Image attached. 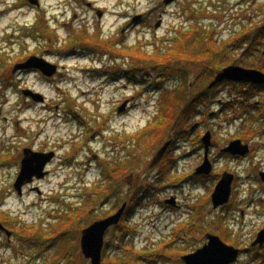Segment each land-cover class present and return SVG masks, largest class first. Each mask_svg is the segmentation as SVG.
<instances>
[{
  "label": "rangeland",
  "instance_id": "rangeland-1",
  "mask_svg": "<svg viewBox=\"0 0 264 264\" xmlns=\"http://www.w3.org/2000/svg\"><path fill=\"white\" fill-rule=\"evenodd\" d=\"M38 1L32 3L30 0H0V66L2 63H8L9 59L23 56L30 48L33 51L39 49L40 55L49 48L56 47L59 50L62 47L60 43L67 47L65 55H69L71 32L90 36V40L93 41L94 37H97L99 39L97 43L101 44V47H93L95 44L93 41L89 45L103 50L105 54H100L96 59L100 65L91 57L84 59L70 54L59 62L63 67L60 70L62 74L55 75L52 79L39 78L34 73L20 76L22 86L35 90L34 96L28 95L27 98L5 80L9 75L17 80L15 76L19 74L21 68L9 69L4 77H0V152L4 144L1 137L3 134L8 137L7 140H12L14 133L29 141L30 137L33 138L40 131L44 132L38 137L40 138L38 144L45 143L47 148L57 149L59 142L65 137L74 136L75 131L79 130V125L74 121L75 115L68 114L69 103L71 105L74 103L77 111L88 116L86 118L90 122L92 135L91 144L78 155L79 158L72 165V169L51 168L53 170L49 177L43 181H36V184L31 183L25 191L22 189V195L17 190L6 196L0 195L2 201H6L0 208V215L7 212L11 213L13 218L18 217L19 221L14 223L15 228L28 236L23 244L29 241L30 232L24 231L28 224L36 223L38 226L42 223L38 227H43L48 240L39 245L23 246L18 256L0 254L4 258V261L0 259V264H90V259L86 258L79 248L83 229L99 219L108 217L113 210L119 211L123 202L129 203L131 207L129 219L124 223L129 227V236L122 237L124 231L118 226L110 229L105 236L102 254L107 264H116L112 263V258L120 259L119 264H145L144 260L133 258L154 251L159 247L158 243L161 244L169 237V231L175 222L181 220L188 222L189 216L192 222L193 216L197 213V224L200 225L202 222V225L199 231L187 229L191 238L188 243L184 240L183 243L188 250L202 247L204 243L209 242L205 236L207 232L215 233L221 236L222 240L229 244L234 243L240 249L249 248L242 251L234 264H264V244H254L253 241L254 239L256 241L260 229L264 227V182L258 174L260 170L264 171V90L256 96L245 97L241 94L249 87L248 83H235L223 86L215 99L207 98L198 108L201 110L200 114L188 119L186 124L176 127L175 138H172V141H175L172 147L175 149L167 152L160 160L163 161L162 164L166 160L163 172L159 165L152 167L151 161L167 141L172 143L170 138L164 137L160 143L161 140L156 138L157 134L156 136L147 134L146 138L149 137L150 142L135 135L138 131L154 125L153 119L158 118L162 94L158 87L162 80L157 79V75L151 77L154 71L149 72V76L146 77L149 79H144L142 77L144 72L137 71L156 63L144 64L140 59L136 61L132 57L138 53L135 52L136 47L142 48L149 55L155 54L156 48H173L177 42L172 38L177 36L181 26L189 27L196 22L205 28L208 35L213 34L221 45L223 40L231 39L252 22L264 20V0ZM40 19L43 31L49 29L53 31L50 33L51 36L42 34L40 27H34ZM122 27L124 32L121 30ZM115 34H123L124 44L121 42L118 46L111 43L106 47L103 44L105 39H110ZM155 38H164L165 41L163 43L160 40L161 42L155 46L153 45ZM76 45L78 47L84 45L86 51L91 49L87 43ZM242 52L243 49L234 48L230 55L232 59H237L234 64L243 67L256 65L255 68L264 72V69L260 68L264 66V55L259 54L246 59L247 56ZM172 57L175 59L174 63L172 62L174 75L164 79V88L181 89L182 96L185 95V99L193 101L194 96L201 92L197 91L209 84L210 78L205 69L200 71L197 68L198 59H191L185 55L181 57L178 52ZM34 59L30 58L29 62ZM50 59L56 62V58ZM240 60L245 62L242 63ZM56 64L51 62L48 64V68L52 70L51 76L58 72ZM132 65L137 68L135 73L141 76L139 82L145 81L143 84H137L135 80L129 83L107 80L108 76L105 73L107 68L116 66L117 72L122 73L124 69L121 67L130 69ZM92 69H97L98 74ZM42 99L47 101L45 106L41 105ZM125 100L126 105L123 103ZM230 101H235L234 109L224 107L226 106L224 104ZM240 101L245 102V109L237 107ZM96 113L99 114L100 122L93 118ZM243 113L247 116L242 115ZM248 129L249 133L243 139L253 147L255 154L247 162L238 167L229 157H218L220 148L228 145L233 138L242 135L241 132ZM186 130L193 132L186 136L180 135ZM209 130L213 131L210 138L212 145L209 149L213 157H218L215 167L217 172L230 167L241 176L240 185L233 198L235 207L231 205L215 208L212 205L210 195L216 184L214 179L199 182L192 180L184 184L179 181L180 176L191 174L199 163H203L206 149L199 136L205 137ZM93 154L99 155L104 163L113 162L110 165V176L104 182L98 178L100 171L96 162H92L93 166L89 167L86 174L84 173L86 170L84 164L94 158ZM65 155H61V161L65 160ZM126 160L127 164H124L123 161ZM116 165L118 169L114 170ZM174 166H177L175 170L172 169ZM159 169L161 177L158 174ZM81 170L83 171L79 172ZM117 170H120L118 176L115 174ZM76 172H79V180L82 178L86 180L85 185L89 183L96 187L92 194L77 200L66 197L57 199L51 205L46 202L45 195L39 193L40 189L43 192L59 190L64 194L65 191L62 190L70 187L78 192L82 191L81 188L87 187L78 184ZM14 174L15 170L0 168V188L6 187ZM174 179L177 180V187L167 189L169 182ZM66 182L70 184L67 185ZM64 183L66 186H63ZM138 189L139 199L136 198ZM171 195L182 202V208L163 212L162 201ZM198 201L199 209L195 207ZM78 206L81 213L76 217V221L74 218V221H68L64 226L68 232L53 236L50 233L51 220L48 218L51 215L54 217V212L68 213L69 210L78 209ZM242 208L246 211L245 216L240 215ZM62 217H55L56 220L52 221L61 226ZM64 218L69 220L66 216ZM183 235L185 232L181 230L177 237ZM15 240H13L15 244H22L19 239ZM158 259H155L153 264H182V260L176 254L162 258L161 261Z\"/></svg>",
  "mask_w": 264,
  "mask_h": 264
},
{
  "label": "flooded vegetation",
  "instance_id": "flooded-vegetation-1",
  "mask_svg": "<svg viewBox=\"0 0 264 264\" xmlns=\"http://www.w3.org/2000/svg\"><path fill=\"white\" fill-rule=\"evenodd\" d=\"M41 21H42V19L38 20V23L35 24L34 27H36V26L38 28L40 27L39 30L42 34L51 36L50 33H52L53 31H50V29L48 31L47 30L43 31V27H42V25H40ZM122 29L123 28H121V30ZM34 30H35V28H34ZM90 39H91L90 36L87 37L86 35H83V34H80L77 32H71L70 38H69V42H70L69 43V50H70L69 55H65L67 47L63 46L64 44H62V43H60V45H62L61 49L57 50L56 47L55 48H49L48 50H44V52H43L44 54H42V55L39 54V51H40L39 49L36 51H33L30 48V50L28 49V52L24 54L25 56L20 55V56H18V58L9 59L8 63H2L0 66V69H1L0 70V77H4L7 74V71L9 69H15L16 70L17 68L18 69L21 68L19 74L17 76H15V77H17V80L13 79L12 78L13 76H11V75L5 77L6 78L5 80H6V82L11 84L10 86L12 88H16L19 92H21V94L25 95L26 98L28 97V95H30V97L32 95L34 96V93H35L34 89L31 90V89L21 85L20 78H22V77H20V76H23V75L29 76L31 73L36 74L39 78L44 77V79H50V78L52 79L53 76H55V75L60 76L62 74V72L60 70H62L63 67L60 65L59 62H60V60H64L65 58L70 56V54H72L74 57H77V58L83 57L85 59L86 57L87 58L91 57L93 59V61L97 62L96 59H98L100 54L104 55L105 53H103V50H101V49L92 48L89 44H91L90 42H92L93 39L92 40H90ZM97 41H99V39L97 37H94L93 43H95V44L92 45L93 47H95V46L101 47V44L98 45ZM121 42L123 44L125 42L123 39V34H121V35L115 34V35H113L112 38L105 39V42H103V44L106 45V47L108 45H110L111 43H114V44L116 43L118 46H120ZM75 43L76 44L87 43L89 45L88 47L91 48L89 50L90 52L86 51L84 49V45H80L78 47ZM38 47H40V45H38ZM32 57H34L35 59L33 61L29 62L30 58H32ZM50 58H56V62H58L59 64H56V62L52 61ZM27 62H29V63H27ZM50 62H51V64L54 63L58 66V72L52 76L50 75V73L52 72L51 69L48 68V72H46L43 69L44 67L40 66L42 64L48 66V64H50ZM98 63L99 62H97L96 64H98ZM98 65H100V64H98ZM114 68L117 72L116 66L115 67L112 66L110 68H107V70L105 72L106 75L108 76V79H107L108 81H110L109 74H111V71ZM125 68L121 67V69H124V71L122 73H117V74L120 77L124 76V78H126V81H127L128 75H127V72L125 71ZM15 70H14V72H15ZM92 70L94 73L97 72V69H92ZM96 74H98V73H96ZM42 100H43L42 101L43 103H41V105L45 106L46 105L45 103L47 101L44 99H42ZM202 104H203V102L199 104L198 108H200V106ZM67 106H69L68 114L69 115H71V114L75 115L76 118L74 119V121H75V123H77L79 125V130H76L78 132L75 131L74 136L65 137L62 142H59L57 144V147H58L57 149H55V148L49 149V148H47V145L45 143L44 144H38V141L40 139L38 137H40L44 131L37 132L36 135L33 136V138L30 137L29 141H26V139H23V136L15 135L14 133L12 134V137H13L12 140H7L8 137L6 138L5 134H3L1 136L2 142L4 144L1 147L2 151L0 152V168L3 170L4 169L9 170V171L15 170V174H14L13 178L10 177L9 182L7 183L8 187L6 186V187L0 188V191H1L0 195L2 194V195L6 196L9 193L12 194L13 192H15V190H17L19 192V194L22 195L23 194L22 189H24V191H25L26 187L28 185H30L31 183L36 184V181H43L47 177H49L52 173V170H53L51 168L55 169V167H59V169H63L66 167H70L72 169V165L79 158L78 155L83 153L85 151V149L91 144L90 143L91 138H92V135L90 132L91 127L89 125L90 122L86 118L88 116L82 115L81 112L77 111L76 110L77 106L74 103L72 105H71V103H69ZM200 112H201V110L199 111V114H200ZM242 115L247 116L246 113H243ZM93 118L96 119V121L100 120V119H98L99 114H97V113L94 115ZM242 119H244V118L242 117ZM155 124H156V122L154 123L153 126H155ZM81 127H82V130H80ZM40 128H43V126H40ZM155 130H156V128H155ZM155 130H154V132H155ZM191 132H193V131L192 130L191 131L186 130L183 132V134H180V135L186 136L188 133L190 134ZM209 132H211V134L213 135V131L209 130ZM248 133H249V129L247 131L245 130V131L241 132L242 135H239L238 137L233 138L228 143V145H226L223 148H220L218 157L219 158H221L222 156H224L225 158L229 157V159L230 160L232 159V161L234 163H236L238 165V167L240 165H242L244 162H247L249 160V158H251V156H253L255 154V151L251 145H250L251 151L248 154H242V153L233 154V152H231V151L227 152L226 149H228V146L231 144V142L236 141L238 139H240L243 142V144H248L243 139V138H246ZM17 137H19V138H17ZM199 138L202 139V143L204 144V149H206V142L203 139L204 136L200 135ZM177 139H178V137H177ZM170 140L172 141V139H170ZM174 143H175V141H172V143H170L171 146L169 145L170 148L167 149L168 153L175 149L174 146L172 147V144H174ZM213 145H214V143H213ZM62 151H63L62 154H66L64 161L60 160L62 158L61 157ZM90 151H92V150L90 149ZM198 151H199V149H198ZM200 151H201V155H202V150H200ZM58 154L59 155L61 154V155L59 156ZM93 155H94V158L91 160H88L89 163L84 164V168H86L84 173L86 174L87 170L89 171V167L93 166L92 162H96L97 167L99 168V171H100V176H98V178L104 182L110 176V165H112L113 162L104 163L101 160V158L99 157V155H96V154H93ZM206 155H207V149H206L205 155L203 156V161H202L203 163H199L198 166L194 169V171L191 174H188V175L183 176V177L180 176L179 181L181 182V184H184V183H187V182L192 181V180L199 182V181H212V179H214L216 184H215L213 191L210 195V200L212 202V205L214 206L213 200H212V194L215 192V188L220 183V181L222 180V178L225 176L226 173H228V174L231 173V174H233L234 180H233V183L231 185L232 192H231L230 201L227 204L221 205L219 208L230 207L231 205H232V207H235V206H233V201H234L233 198H234V195H235V193L238 190V187L240 185L241 176H239L237 171L233 170V168H230V167L227 169H223L221 172L218 173L217 169L215 168L217 166V161H218L217 158L218 157L212 156L211 149H209V152H208V159H210L213 171L210 172L209 174H206V173L200 171L199 169L201 168V166L204 165L207 161ZM57 156L60 157L59 161L57 159L58 158ZM55 159H57L56 163H54ZM166 159H167V157H166ZM229 159H227V160H229ZM123 162H125L124 164H127V160L123 161ZM151 162H152V165H151L152 167H157V165H159L160 169L162 167L163 172H164L166 160H165V163L162 164L163 161L159 160V162L158 161L156 162V159L154 157ZM94 165H95V163H94ZM176 168H177V166H174L172 169L175 170ZM115 169H118L117 165L114 168V170ZM160 169H159V173H158L159 177H161ZM82 171L83 170H81L79 172H82ZM79 172H76V174H75L76 177H78ZM170 172H172V171H170ZM119 173H120V170H117L115 174L118 176ZM258 174H259L260 179L264 182V171L260 170L258 172ZM21 176L23 177V179H22L23 181H22V184L20 185V187L18 188V185L21 182V180H20L22 178ZM255 177H256V174H255ZM77 179L79 180V177ZM83 179L84 178H82V180L77 181L79 185L80 184H82L83 186L85 185L86 180L85 179L83 180ZM256 179H258V178L256 177ZM176 182H177V180H175V179L172 180L171 182H169V185L166 188L167 189L172 188V187L176 188L177 187ZM66 183H67V185L70 184L68 182H66ZM66 183H64L63 186H66ZM84 187H87V188H81L82 191H80V192H78L77 190H74V188H72V187L63 189L62 191H65L66 194L65 193L61 194V191H59V190L44 191L43 192L42 190L39 189V187H37V189H39V193H43L45 195L46 202H49V204L52 205L53 204L52 202L57 201V199H63L66 197V198H72L73 200H77L79 198L87 197V195L92 194V192L96 190V187L90 185L89 183L87 185H85ZM161 191H164V190H161ZM139 192H140V189H138L137 193H136L137 199H139V197H140ZM136 198H133V200H135ZM5 202H3L2 199L0 198V208L2 207L3 204H5ZM125 203H127V202H125ZM125 203L123 202L121 204L122 205L121 207H123ZM162 203H164V205L162 206L163 212H166L167 210H170V209H179L180 210L182 208L181 207L182 202L178 201L177 198L174 197L173 195L169 196V198H166L165 201H162ZM199 203L200 202L198 201L195 204V207L197 209H199V207H200ZM127 205H128L127 209H129V203H127ZM76 210H78V212H80V207L78 206V209H75L74 211L69 210L68 213H65V214L66 215L73 214V216H75L76 214H78V212H76ZM117 211L118 210H116V211L113 210L111 213H109V215H107L108 217H106V218H109L110 215L116 214ZM126 211L124 212L125 215L123 214V217L121 218L119 224L110 227V229L115 228L116 226H118L119 229L120 228L124 229V227H125L124 223L129 219V216H130L129 214L131 213V212H129L126 215ZM54 214H58V215H54ZM54 214H53L54 217H52V215H51L49 217L50 219L48 218V220H51V225H50V227L52 229V231H50L51 234L54 231H58V229L61 228L59 223H54V221H52V220H56L55 217H57V218L60 217V211H58L56 213L54 212ZM197 215H198V213L193 216L192 222H190V219H191L190 216L188 218V222H186V220H181V221L175 222L173 224V226L171 227V230L169 231V233H170L169 237H167V239L164 240L161 244L158 243L159 244L158 248L154 249V251H152V252L149 251L148 254H144V255L142 254L138 258H133V260L141 259L139 261L144 260L145 264H153L155 262V259H157V258H159L161 261L162 258H169V256H171L172 254H176L177 257L180 258V260H182V264H185V261H184L185 256L193 254L195 251L203 248V246L208 243V242H206L203 244L202 247H198V248L192 249V250H190V249L188 250L186 245H184V243H183V240H184V242H187L191 238V236L189 237V235H191V234H190V232L187 231V229L191 230V228H193L194 231L200 230L202 222H200V225L197 224V221H196ZM240 215L241 216L246 215L245 209L242 208L240 210ZM106 218H102V219H106ZM99 220H101V219H99ZM18 221H19L18 217L13 218L11 213H7V212H6V214L4 212L1 213L0 222L3 225V228L0 226V254L1 255L6 256L7 254L8 255L13 254L15 256H18L19 253L22 252L21 250H23V246L26 247L29 245H33L32 241H30L31 244L29 243V241L26 244H23V242L26 241V239H27V235L25 233H22L21 231H18L15 228L14 223H17ZM91 224H89V225H91ZM34 227H36V226H32V225L28 224L25 226L24 231H26L28 233L32 229H34ZM242 227H244V226L242 225ZM242 227H241V229H242ZM110 229L107 231V234L110 232ZM263 229H264V227H263ZM263 229H260V230L262 231ZM181 230L183 232H185V235H183V237H177L178 232H181ZM261 231H259V233ZM208 233L209 232H207L205 234L207 239H208V237H207ZM81 235H82V233H81ZM53 236H55V235H53ZM15 239L16 240L19 239L18 241L21 242L22 244H19V243L15 244L13 241ZM181 241H182V243H180ZM253 241H255V239ZM154 245H157V244H154ZM229 245L233 246L234 243L233 244L230 243ZM107 246L111 247L109 244H107ZM234 246L239 248L236 245H234ZM79 248H81L83 251V248L81 247V241H80ZM121 248L122 247H120V249ZM248 249L249 248L244 247L241 250L246 251ZM131 254H133V253H131ZM148 255H152V256H150L148 258L147 257ZM102 257H103V255H102ZM0 259H3V261H4V258L2 256H0ZM119 260L120 259H118V258H112V263L114 262L116 264H119V262H120ZM89 262H90V264H92V260H89ZM103 263H105L104 260H103Z\"/></svg>",
  "mask_w": 264,
  "mask_h": 264
},
{
  "label": "trees",
  "instance_id": "trees-1",
  "mask_svg": "<svg viewBox=\"0 0 264 264\" xmlns=\"http://www.w3.org/2000/svg\"><path fill=\"white\" fill-rule=\"evenodd\" d=\"M172 39L177 42V44L173 48H156L154 49L155 54L153 55H149V53H147L140 47H138L137 49L136 46H130L131 48L136 47L135 52H138L137 54H140V56H138L137 54L132 56L133 60L137 61L138 59H140V61H143L144 64L149 62L151 64L152 62H154L156 63V65H152L151 67L147 66L145 68H142L140 71H137V68H132L134 70L131 69L132 71H129V74H133L135 77H138L140 79L141 76L135 73V71L139 73L144 72V76L142 77L147 80L149 79L146 78L147 76H149V72L152 73V71H154L151 77L157 75V79H160V81L162 80V83H160L158 87V89L161 90L162 94L159 106L160 116L157 118L158 122L155 125L156 130L155 128H150L144 133L136 134V137L140 138L141 140H145L146 136H148L147 134L149 133L151 136H156L157 134L156 138L158 140H161L160 143L162 142V140H164V137L170 139L175 138L176 127L182 124H186V122L189 121L188 119L190 118H195V116L200 111L198 109L200 103L205 102L207 98L215 99L221 91V88H223L225 84L230 83L225 81V83L217 84L214 87H209V85L214 80V76L219 71L223 70L229 65H233L235 60H237L236 58L232 59V57L230 56L234 51V48L243 49L242 53L243 55L247 56L246 59H248L249 57L252 58L254 56H259V54L264 55L262 52L264 51V20L258 23L252 22L250 26H247L242 31L236 33L235 36H233L231 39L223 40L221 45L218 44L219 41L213 36V34L208 35L205 28L202 26L200 27L199 23L197 22L196 24L193 23L189 27L182 25L181 29L178 31L177 36L173 37ZM154 40L155 41L153 42V45L155 46L161 41H163V43L165 41L164 38H155ZM177 52L181 57L182 55H185L191 59H198L197 68H199L200 71L205 69L210 78L209 84L197 91L201 92L198 95L194 96L193 101L192 99H185V95L182 96V93L180 92L181 89L179 90L174 88L171 90L164 88V79L174 75L173 63L175 59L172 56ZM240 61L242 63L245 62L242 60ZM204 62H206V64H204ZM254 66L257 67L256 65H253L252 67H245L253 68ZM260 68L264 69V66ZM248 86L249 87L247 88V90L245 92H242L241 96L244 95L245 97H253L264 90V86L262 85L248 84ZM235 104V101H230L226 103V106L224 107L234 109ZM237 107H239V109H245L246 104L244 101H240ZM146 140L149 142L151 141L149 137L148 139L146 138ZM134 203L135 202L133 201V204ZM129 212H131V207L127 209L126 215ZM79 213L80 212H78L75 217L73 216V214H62L61 217L65 215L69 218V220L64 218L65 216L62 217L63 220L61 221V228L58 229V231H54L52 234L55 236H59L60 233V235H64V233H67L68 229L66 230L64 226L68 224V221H76V217L79 216ZM222 225H225L224 222H222ZM38 226L36 229H32L29 233L30 237L28 240L32 241L33 245H39V243L43 244V241H48L45 230L43 229V227ZM123 231L124 233L122 234V237H126L130 232L129 227L125 226ZM132 250L134 249L132 248Z\"/></svg>",
  "mask_w": 264,
  "mask_h": 264
},
{
  "label": "water",
  "instance_id": "water-1",
  "mask_svg": "<svg viewBox=\"0 0 264 264\" xmlns=\"http://www.w3.org/2000/svg\"><path fill=\"white\" fill-rule=\"evenodd\" d=\"M30 1L32 3H36L38 0ZM40 66H43V69L48 72V66L44 64ZM224 80L264 84V72L256 68L250 69L236 64L229 65L216 74L215 79L211 83L210 87L224 82ZM210 138V132H208L203 138L206 142L207 161L199 169L206 174H209L213 170L210 159H208L209 147L212 142ZM169 144L170 142L166 143V145L158 151L157 156L155 157L156 162L161 160V158L166 154ZM249 150V145H243L240 139L233 141L228 146V149H226L227 152L231 151L233 154H247ZM22 179L23 177L20 179L21 182L18 185V188L22 184ZM233 180V174L226 173L220 183L217 185L215 192L212 195L215 208H218L230 201V195L232 192L231 185ZM126 207L127 205L124 204V206L116 214L110 215L109 218L96 221L83 230L81 236V247L83 248L85 257L92 260V264H106L103 263L102 257V253L105 248V235L110 227L119 224ZM0 226L2 227L1 222ZM207 237L209 242L204 245L203 248L198 249L193 254L184 257L185 264H234V262L237 261L241 253L239 248H236L234 245H229L224 240H222L220 236L214 233H209ZM258 243L264 244V229L259 233L257 240L254 242V244Z\"/></svg>",
  "mask_w": 264,
  "mask_h": 264
}]
</instances>
